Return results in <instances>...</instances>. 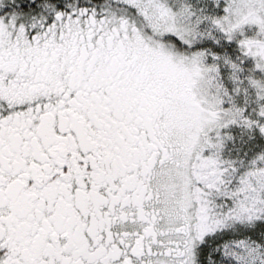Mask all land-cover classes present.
Here are the masks:
<instances>
[{"label": "snow or ice", "instance_id": "snow-or-ice-1", "mask_svg": "<svg viewBox=\"0 0 264 264\" xmlns=\"http://www.w3.org/2000/svg\"><path fill=\"white\" fill-rule=\"evenodd\" d=\"M0 264H264V0H0Z\"/></svg>", "mask_w": 264, "mask_h": 264}]
</instances>
